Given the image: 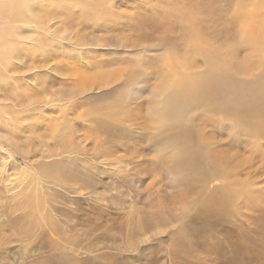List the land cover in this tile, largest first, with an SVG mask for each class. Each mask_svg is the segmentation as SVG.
<instances>
[{
  "label": "rangeland",
  "instance_id": "obj_1",
  "mask_svg": "<svg viewBox=\"0 0 264 264\" xmlns=\"http://www.w3.org/2000/svg\"><path fill=\"white\" fill-rule=\"evenodd\" d=\"M109 1L0 0V264H264V27L240 34L247 0ZM186 59L197 90L169 91Z\"/></svg>",
  "mask_w": 264,
  "mask_h": 264
},
{
  "label": "bare ground",
  "instance_id": "obj_2",
  "mask_svg": "<svg viewBox=\"0 0 264 264\" xmlns=\"http://www.w3.org/2000/svg\"><path fill=\"white\" fill-rule=\"evenodd\" d=\"M247 6H245L246 8L244 9H241L242 11H240V13L237 15L238 17H240L239 19L241 21H243V25L241 24V28H242V35L244 34H249V35H253V38L255 40L258 39L257 35L260 37L259 34H257V31L262 29V26L264 27V0H247ZM241 3V2H240ZM113 6V3H112V0L109 1V5H108V8H107V11H108V15L109 17L110 16H114V14L117 13V11H115L114 8H111L110 7ZM242 6V5H241ZM168 7V6H167ZM238 9V8H237ZM106 11V13H107ZM238 19V18H237ZM259 24H262V26ZM263 31H264V28H263ZM7 46H9V44L7 43ZM6 48V43H3L0 41V52L4 51ZM8 48V47H7ZM5 54V53H4ZM4 56V55H3ZM5 57V56H4ZM191 65H193V62H191L190 60H185L184 62H177V63H171V65H169L167 63V72H168V80H167V83H169L168 85H166L167 87H169V91L172 90L173 86L174 88L176 89L175 91H181V90H184V91H189L191 88H194L195 90H197L198 88V85L197 83L199 82L200 80V72H192L190 71L189 68H193ZM164 69V68H163ZM166 69V68H165ZM191 72V73H189ZM128 74V73H127ZM166 91L167 89L166 88H163L161 92H159V100H161L162 104H161V108L160 106L157 107L156 111L153 113L157 116H155L153 118V120H157V121H165L164 120V114L165 112H167V107L170 106L171 104H173V102L175 101V97H173V91L170 92L169 95H166ZM65 107L68 106L67 102L64 103ZM166 108V110L164 109ZM111 112V115H117L118 112L116 111H110ZM109 115V114H108ZM67 118V115L66 113L64 112L63 114V119H66ZM96 123L98 125V127H100V129L102 130V132L104 134H107V137H109L108 134L112 133L113 132V128L110 127V125H104V124H99L97 122V119L94 118ZM64 126V125H63ZM102 126V127H101ZM89 132V131H88ZM86 135V134H84ZM87 135H86V138L84 139H87ZM95 138V136H94ZM83 139V140H84ZM92 142V141H91ZM97 144V143H96ZM97 146V145H96ZM97 150V149H96ZM86 151V150H85ZM85 153V152H84ZM91 155V154H90ZM84 156V155H83ZM82 159V157H81ZM89 159V158H88ZM49 162V161H48ZM90 162V161H89ZM74 164H77V163H74ZM41 166V165H40ZM66 167V165H65ZM90 167V166H89ZM81 168V167H79ZM78 168V169H79ZM71 172L67 173L66 171V168H64L63 170V176L61 175V180H60V183L59 184H64V183H68V181H72V180H75V181H80V179H83L81 177V175L79 176V173L77 174V169L76 167H71ZM86 170V169H85ZM92 170V169H91ZM80 171V170H79ZM93 171V170H92ZM88 181V180H87ZM89 183V182H88ZM69 184V183H68ZM67 184V185H68ZM71 184V183H70ZM66 185V186H67ZM81 185V184H80ZM65 186V187H66ZM71 186V185H70ZM68 186V187H70ZM75 186V185H74ZM85 185L83 186H79L80 188H83ZM62 188V187H61ZM73 188V187H72ZM77 189V188H76ZM41 190L40 186L38 185L37 187V199L33 202V205H32V213H34L35 215H38L39 212H40V208L42 206L41 204V196H40V193L39 191ZM79 193V192H78ZM84 195V194H83ZM215 202H219V201H215ZM226 203H223L222 205H225ZM64 213V212H63ZM59 218V217H58ZM58 218L57 217H53V219L51 220H47L45 219V221H47L49 223V227H50V232H53L57 235H63L62 234V228L61 226L59 225V222H58ZM84 222L88 223L89 222V219L85 218L83 220ZM146 221H145V225H146ZM142 225V224H140ZM92 227H96L95 225H93ZM144 228V227H143ZM87 233V232H86ZM90 234H92L93 232H89ZM207 233V232H206ZM86 237V236H85ZM75 241H80L79 239L75 238L73 239ZM81 242V241H80ZM86 249L87 251H94L97 247V242L96 240L87 244L86 246ZM8 249V248H6ZM9 250V249H8ZM33 250H31L32 252ZM7 252V251H6ZM2 253V251L0 250V254ZM30 253V252H28ZM27 254V252H26ZM23 257H21L22 259ZM15 261V257L14 259H12L11 262H14ZM11 264V263H10Z\"/></svg>",
  "mask_w": 264,
  "mask_h": 264
}]
</instances>
